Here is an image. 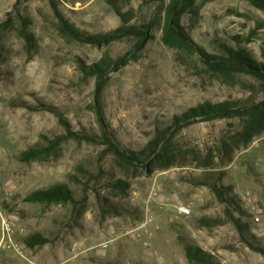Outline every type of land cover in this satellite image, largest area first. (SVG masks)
<instances>
[{
    "label": "rangeland",
    "instance_id": "374dc122",
    "mask_svg": "<svg viewBox=\"0 0 264 264\" xmlns=\"http://www.w3.org/2000/svg\"><path fill=\"white\" fill-rule=\"evenodd\" d=\"M57 1L83 31L107 33L123 24L106 0ZM170 2L121 0L124 10H132L128 24L149 26L135 58L102 79L106 118L128 151L146 152L157 130L190 107L264 102L263 78L212 67L195 48L163 41ZM181 21L208 52L228 56L235 49L264 65V9L250 0H197ZM135 43L128 36L103 45L80 42L61 32L50 0H0V232L2 215L24 228L23 239L49 237L44 245H25L34 264H196L187 245L208 252L215 264H264L257 249L264 250V105L242 116L196 119L173 133L169 159L151 156L146 165L125 167L106 143L76 139L39 159L19 158L42 143V135L66 130L41 101L55 106L71 128L100 133L94 108L99 81L82 65L117 58ZM19 97L33 109L12 105ZM117 179L128 187L111 185ZM204 181L216 184L219 194ZM62 182L74 190L75 202L25 200ZM181 204L189 215L178 213ZM203 219L222 223L207 226ZM0 264L28 261L1 251Z\"/></svg>",
    "mask_w": 264,
    "mask_h": 264
},
{
    "label": "trees",
    "instance_id": "16d2710c",
    "mask_svg": "<svg viewBox=\"0 0 264 264\" xmlns=\"http://www.w3.org/2000/svg\"><path fill=\"white\" fill-rule=\"evenodd\" d=\"M110 4L116 13L121 17L123 24L115 30L107 33H89L78 28L73 22H71L60 10L57 0H50L53 11L58 19L59 28L69 38L74 40L88 43L91 45H103L112 41L118 40L122 37H135L136 43L125 54L118 56L117 58L103 57L90 64L82 65V70L85 75H95L98 79L97 89L95 91L96 97L94 101V108L98 121L100 124V133L95 131H88L87 129L75 130L71 128L70 124L63 118V115L58 109L46 102L41 101V107L43 109L52 111L57 114L61 122L66 126V130L63 133L54 135H42L43 142L37 143L34 146L24 150L19 158L22 161H30L33 159H39L43 156H47L56 152L57 149L69 139L87 140L90 142L102 141L107 144V147L116 155L119 163L125 167L140 166L148 164L151 156H155L159 160L169 159L172 150L173 133L181 128L190 125L196 119L200 120H213L222 119L235 116H242L249 111H255L260 109L264 105L262 102L259 105L251 106L250 108H244L238 101H222L217 103L205 102L183 112L181 115H176L171 124L157 130L154 137L150 140L146 152L128 151L123 148L114 138V134L111 131L110 124L106 118L102 91L104 88L105 76L111 69H119L126 65L132 59L135 58L138 51L143 47L145 40L149 37V26L143 24L141 26L130 25L129 20L131 18L132 10H124L121 0H106ZM197 0H171L168 7V17L164 25L163 41L172 45L176 42L185 44L189 47L195 48L201 57L210 66L220 68L224 70H233L238 72H247L257 75L264 79V65H257L250 60L249 57L242 52L229 49L228 56H221L213 54L199 46L191 37V35L185 30L182 25L183 12L194 5ZM256 6L264 9V0H250ZM12 105L27 107L33 109L32 104L26 100L19 98H13L11 100ZM38 107V106H36ZM35 107V108H36ZM34 108V109H35ZM73 180L76 176H71ZM211 185L216 193L219 194V190L216 184L209 182H203ZM114 187L125 190L128 187V183L117 179L111 183ZM75 192L71 186L66 183H56L48 187L38 188L30 192L26 197V201L30 202H42L47 204L63 203L67 204L75 202ZM118 209L111 206L109 211H117ZM232 216V215H231ZM232 220L236 225L245 229L247 226L241 222L239 218L232 216ZM202 222L207 226L219 225L222 220L218 219H203ZM25 245L35 247L38 245H44L50 241V238L42 233H34L27 238H22ZM259 251L264 252L262 248H257ZM186 255L191 262L196 264H215L212 256L204 251L202 248L193 245L186 246Z\"/></svg>",
    "mask_w": 264,
    "mask_h": 264
},
{
    "label": "built area",
    "instance_id": "2783aa9c",
    "mask_svg": "<svg viewBox=\"0 0 264 264\" xmlns=\"http://www.w3.org/2000/svg\"><path fill=\"white\" fill-rule=\"evenodd\" d=\"M244 199L247 206L256 210V205L252 197L246 196ZM177 211L179 214L186 216L191 213L190 208L182 204L177 207ZM24 233V228L16 226V223L13 220L1 215L0 252H14L16 255L27 259L28 264H34L25 254V243L22 241ZM101 247L105 250L109 247V243L104 242L101 244Z\"/></svg>",
    "mask_w": 264,
    "mask_h": 264
}]
</instances>
